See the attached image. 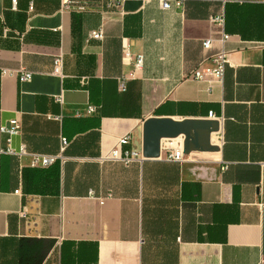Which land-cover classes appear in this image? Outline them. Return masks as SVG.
I'll return each mask as SVG.
<instances>
[{"label":"crops","instance_id":"0c3cea01","mask_svg":"<svg viewBox=\"0 0 264 264\" xmlns=\"http://www.w3.org/2000/svg\"><path fill=\"white\" fill-rule=\"evenodd\" d=\"M82 1L60 12L59 0H0V123L17 115L13 143L30 151L69 141L46 167L0 152V264H264V0ZM221 49L229 62L208 91L189 73ZM148 117L210 129L191 128L188 150L183 132L161 137L146 157ZM127 132L140 157L107 158ZM172 147L182 160L166 159Z\"/></svg>","mask_w":264,"mask_h":264},{"label":"built area","instance_id":"2783aa9c","mask_svg":"<svg viewBox=\"0 0 264 264\" xmlns=\"http://www.w3.org/2000/svg\"><path fill=\"white\" fill-rule=\"evenodd\" d=\"M12 5L14 6L16 0H11ZM107 6H118L122 0H103ZM59 11L63 12L70 8L76 9H84L85 3L82 0H59ZM174 4H180L179 0H175ZM171 5L170 0H161V6L163 8H168ZM31 7V5H30ZM212 20L216 21L217 23L222 24L224 21L222 13L213 15L211 17ZM228 33H223L222 41L229 38ZM95 38V39H102L103 38V27L102 25L91 29L88 33V39ZM211 38H205L202 41L203 47H209L211 44ZM210 64H204L203 61H200L189 73V76L198 79V80H205L207 82L206 89L211 91L213 85L215 83H222L223 76H224V69L227 62H229V58L227 55L226 50H219L213 53L210 57ZM123 62L131 64L133 66V70L138 69L142 65L143 55L141 52H131L128 48H123ZM63 65V58L60 53L56 54L53 57V72L57 74H61V69ZM18 79L20 81L29 79L31 77V70L27 69L24 66H21L18 69ZM4 71V69H3ZM125 82H126V75L119 77L118 79V86L119 89H125ZM95 106L92 104L87 105V112L94 111ZM209 115H212V110H209ZM21 132V121L17 115H13L6 119L5 121L0 123V134L4 135V144L0 143V152H6L10 154H14L19 158L28 157V164L31 166L37 167H46L51 165L55 162L58 158H62V152L68 145V139L66 136H60L59 142V150L57 153H45V152H37V151H30L27 149L26 144L23 141L18 142L17 144L13 143V139L16 135ZM130 142V133H124L121 135L118 140L117 144L113 146L107 158L111 160H117L124 164H127L137 158L140 157V151L132 148L129 145ZM166 159L169 160H182L183 154L179 147H172L166 153ZM225 167V166H223ZM262 264V261L261 263Z\"/></svg>","mask_w":264,"mask_h":264},{"label":"water","instance_id":"95a60500","mask_svg":"<svg viewBox=\"0 0 264 264\" xmlns=\"http://www.w3.org/2000/svg\"><path fill=\"white\" fill-rule=\"evenodd\" d=\"M210 122L206 120L184 119L175 120L170 117H148L143 122V145L142 155L146 157H155L159 155V146L161 137H174L183 132L186 135L185 150H188L189 142L197 137L196 131L194 137L191 135V128L199 129L206 126L208 129ZM192 136V137H191Z\"/></svg>","mask_w":264,"mask_h":264}]
</instances>
